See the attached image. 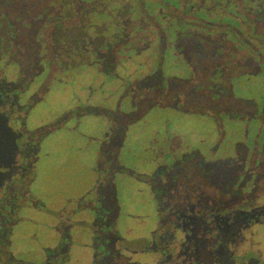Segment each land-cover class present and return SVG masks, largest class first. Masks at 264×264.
Masks as SVG:
<instances>
[{"label":"flooded vegetation","instance_id":"af4514ba","mask_svg":"<svg viewBox=\"0 0 264 264\" xmlns=\"http://www.w3.org/2000/svg\"><path fill=\"white\" fill-rule=\"evenodd\" d=\"M0 115V264H264V0H0Z\"/></svg>","mask_w":264,"mask_h":264},{"label":"rangeland","instance_id":"374dc122","mask_svg":"<svg viewBox=\"0 0 264 264\" xmlns=\"http://www.w3.org/2000/svg\"><path fill=\"white\" fill-rule=\"evenodd\" d=\"M74 143H77V140L71 139L68 136H58L49 142V149H55V147H57L59 151L57 152V155L55 153L53 154L51 160L45 161L44 168L46 169L52 163H56V161H65L63 165L59 166L56 170H53L52 174L49 176L53 178L54 182H57L59 188H65L68 180L78 182L79 187L83 188L84 184L92 178L89 169L82 165L81 157L76 152L69 151ZM46 175L48 176V173H46ZM43 185L49 187L51 181H47V184L44 183ZM122 190L123 196L125 197L126 191L124 188Z\"/></svg>","mask_w":264,"mask_h":264},{"label":"water","instance_id":"95a60500","mask_svg":"<svg viewBox=\"0 0 264 264\" xmlns=\"http://www.w3.org/2000/svg\"><path fill=\"white\" fill-rule=\"evenodd\" d=\"M17 146L11 135L7 122L0 115V187L3 184L6 174L3 168H8L14 161Z\"/></svg>","mask_w":264,"mask_h":264}]
</instances>
